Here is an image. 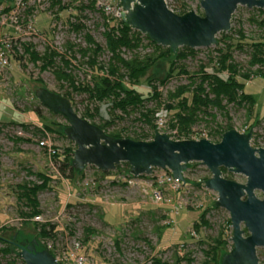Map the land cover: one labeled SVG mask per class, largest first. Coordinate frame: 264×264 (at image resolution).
Listing matches in <instances>:
<instances>
[{
	"label": "rangeland",
	"instance_id": "374dc122",
	"mask_svg": "<svg viewBox=\"0 0 264 264\" xmlns=\"http://www.w3.org/2000/svg\"><path fill=\"white\" fill-rule=\"evenodd\" d=\"M95 1L96 6L86 10H82L81 5H89L91 0H62V4L68 6L63 11L58 7L52 8L51 0H12L0 6V9L18 7L22 24V29L16 31L14 27L0 23V36L12 39L10 65L0 76V248L5 246L4 243L10 247L9 254L0 252V264H26L19 255L21 248L12 243L13 232H17V239L28 238L19 235L18 230L29 232L32 236L29 240L37 239L42 248L54 250L60 264H153L155 259L168 263L214 264L212 256L206 254L208 243L223 232L226 241L219 245L215 254L220 264L222 250H229L233 246V228L229 224L230 212L214 205L218 193L206 187L205 180L212 173L205 165L193 162L184 172L185 179L199 184L181 181L177 191L169 186H161V201L154 196L158 187L155 177L142 175L131 184L130 168L123 163L106 176H102L94 165H88L72 179L59 174L66 149L76 144L62 131L69 124L67 119L45 107L37 98L35 88L43 86L60 95L69 92L74 108L80 115L93 110L95 105L89 103L88 96L72 91L67 82L56 76L55 70L61 68L70 72L79 83L89 82L98 72L85 63L78 51L88 46L85 40L87 32L103 48L98 55L99 63H108L111 55L106 50L102 12L114 18V11L107 13L104 7L108 3L117 6L119 0ZM167 2L173 9L185 3L190 10L203 14L200 0ZM3 14H0V18ZM262 20L264 13L259 8L239 5L233 14L230 30L219 33L216 44L194 48V55L177 62L187 70V74L175 76L165 85L156 83L162 95L159 101L146 103V108L156 109L154 123L157 128H152L141 119L137 110L127 115L120 111L112 112L110 102L99 104L94 123L111 121L112 125L107 131L120 132L124 138L144 134L152 136L157 129L171 137L177 136L172 128L174 112L166 107L172 103L169 92L179 86L190 85L191 79L200 78L203 71L217 73L219 49L228 51L225 36L237 42V32L243 30L247 37L245 42L264 40ZM80 23L85 25V29L74 30L73 26ZM26 42L32 43L40 55L48 48L56 51L58 57L55 65L42 70L41 62L34 64L22 46ZM143 44L144 47L135 51L136 54L142 56L154 50L148 39H144ZM70 45L74 47L71 52L68 49ZM89 47L94 48L93 45ZM231 52L241 70L264 71L262 66L250 64L252 49L247 43L241 48L234 45ZM132 55L125 52V57ZM63 56L70 59L71 65L67 68L61 61ZM174 60L175 56L159 59L142 77L140 84L134 87L142 93L151 92L150 82L165 80ZM218 74L223 78L229 77L226 71ZM246 92L253 95L256 102L251 115L247 106L229 104L227 110L230 118L213 109L209 112L216 118L204 117L192 127L189 137L214 140L219 139L218 126L222 130L231 126L239 132H248L253 126L252 146L264 147V75H254L247 80ZM45 139L58 151L57 156L40 145ZM39 172L52 176L53 180L50 188L39 192L40 215L25 217L23 212H29L30 207L21 198L19 186L29 182L40 184ZM223 175L238 182L246 181L242 174L223 172ZM257 194L261 196L260 191ZM203 214H206L209 226L198 229L197 222ZM45 223L57 226L55 239L42 240L39 237V227ZM86 227L96 230L89 241L85 240ZM5 239L8 242H4ZM258 256L264 264V247L258 248ZM80 257L84 258L83 263H80Z\"/></svg>",
	"mask_w": 264,
	"mask_h": 264
},
{
	"label": "water",
	"instance_id": "95a60500",
	"mask_svg": "<svg viewBox=\"0 0 264 264\" xmlns=\"http://www.w3.org/2000/svg\"><path fill=\"white\" fill-rule=\"evenodd\" d=\"M119 2L129 26L174 52L181 47L194 49L216 44L217 35L230 30L233 14L239 5L264 9V0H200L203 14L195 10L178 14L166 0ZM35 93L45 107L67 119L69 124L62 131L77 146L72 163L78 171H83L88 165L112 171L127 162L130 165L128 174L135 178L149 176L154 168H160L170 170L184 183L199 184L185 179L184 172L193 162L205 165L212 173L205 180L206 187L218 193L214 205L230 212L233 228V246L222 250L220 264H262L258 248L264 247V147L252 146L253 126L248 132L234 128L227 130L219 142L207 138L177 140L159 129L148 141L115 138L82 117L72 101L63 95L43 86L35 88ZM223 168L244 175L246 181L225 177ZM18 231L19 235L28 237L19 238L17 243L21 248L19 255L26 264H60L57 257L49 249L42 248L37 239L29 240L32 237L29 232ZM16 233L12 234L13 241L17 238Z\"/></svg>",
	"mask_w": 264,
	"mask_h": 264
},
{
	"label": "trees",
	"instance_id": "16d2710c",
	"mask_svg": "<svg viewBox=\"0 0 264 264\" xmlns=\"http://www.w3.org/2000/svg\"><path fill=\"white\" fill-rule=\"evenodd\" d=\"M5 1H0V6ZM9 2V1H7ZM96 6V1L91 0L89 5L82 4L81 9L86 10L87 8H94ZM51 7H58L59 10H65L68 6L62 4V0H51ZM12 9L11 6L0 9V14L7 13ZM30 9V8H28ZM91 9V10H92ZM190 8L187 4L183 3L177 9H174L178 14H184L188 12ZM264 13V10L260 9ZM29 12V11H28ZM104 36L106 40V50L110 53V58L107 64L99 63L98 55L103 52V48L97 44L89 32L85 35V40L88 43V46L85 48H79L78 51L81 53L85 59V63L94 70L97 69V73L92 76L91 80L87 83H79L75 80L74 76L70 72H66L64 69L55 70L56 76L59 79L64 80L69 84L72 91L85 93L88 97L89 103L95 105L93 110H88L84 115H81L84 118H87L92 123L99 113V104L106 102L111 103L110 110L112 112L120 111L121 113L127 115L131 111H139L140 118L147 122L152 128H157L155 125L156 120V109H147L146 103L150 101H159L161 97V91L159 90L158 85H165L173 77H177L181 74H187V70L180 65L178 61L183 60L190 55H194L193 48L181 47L177 51H173L169 47L161 46L149 39V37L142 32L133 29L129 26L124 19L108 17L104 12ZM261 24H264L262 20ZM74 30L81 31L85 29L83 23L76 24L73 26ZM239 38L237 42L229 39L225 36L227 52H223L222 49H219L220 57L218 58V72H228L229 77L223 78L218 72L217 73H207L203 71V74L200 78H192L190 85L179 86L176 90L169 92V98L172 101L171 104H168L166 107L169 111L174 112V118L172 120V128L177 131L176 139H191L189 137L192 132V127L202 120L204 117H210L215 119L216 116L209 112L213 109L219 110L226 117H228V105L234 104L238 106H247L248 114L251 115L253 112L256 102L253 95L246 92V81L251 79L252 76H263L264 71L258 69L256 71H243L239 64L234 62L232 57V49L235 45L236 47H243V44L250 45L252 49L250 64L252 66L260 65L264 69V40L245 42L246 35L243 30L237 32ZM228 38V39H227ZM148 39L149 43L153 45L154 50L145 55L136 54L135 51H138L140 47H144L143 40ZM234 42H231V41ZM93 45L94 48L89 47ZM25 53L29 56L30 60L37 64L41 62V69L47 70L55 65L56 58L58 53L54 50L47 49L44 54L40 55L33 48L32 43H23L22 44ZM71 52L74 49L73 45L68 47ZM131 52L133 55L131 57H125V52ZM175 56V60L171 64L169 74L165 80L150 82L151 92L142 93L135 85H139L142 77H144L147 72L157 63L159 59L168 58ZM64 66L67 68L71 65L70 59L62 57L61 60ZM192 77V76H189ZM129 82V84H128ZM69 92L63 94L64 97L72 100L69 97ZM226 101V102H225ZM73 106L75 104L72 102ZM77 111V109H75ZM78 112V111H77ZM230 118V117H228ZM96 124V123H94ZM99 127L104 129L108 134L115 138H124V135L120 132H108L107 129L112 125L111 121H107L103 124H97ZM219 139H211L212 142H219L222 138V135L227 130L232 129L231 126H227L225 130L220 129L218 126ZM39 131H42L39 129ZM43 134H45L43 132ZM155 133L152 136L148 135H139L132 139L134 140H151L154 138ZM128 138V137H127ZM77 146H70L65 151V156L61 160V165L59 166V174L65 178L72 179L78 170L73 166L74 151ZM57 156V153L54 154ZM122 165H126L130 168V165L127 162H124ZM117 166V168H119ZM223 172H229L227 169L223 168ZM97 171L102 175L106 176L112 173V171H103L97 169ZM38 178L42 181L40 184L35 182L25 183L20 187L22 199L25 202V205L30 207L29 212H23L25 217H35L39 216L42 212L40 210L39 203V192L47 188H50V183L53 180L52 176L45 173H37ZM203 214L200 217V221L197 222V228L200 226H209L208 220L205 219ZM231 225V220H229ZM96 230L91 227L85 228V240L89 241V237L94 234ZM57 226L55 224L45 223L41 224L39 227L38 235L43 239H55L57 236ZM4 241V240H3ZM223 232H221L217 238H212L208 243V251L206 254L212 256V259L215 261L214 264H219L217 261L216 253L219 249V245L225 242ZM8 242V241H4ZM13 243V242H12ZM4 247L0 248V252L7 255L10 253L9 244L4 243ZM55 256L54 250L49 249ZM212 253H214L212 255ZM183 258L184 255H181ZM153 264H180L178 262L168 263L162 262L159 259H155Z\"/></svg>",
	"mask_w": 264,
	"mask_h": 264
},
{
	"label": "built area",
	"instance_id": "2783aa9c",
	"mask_svg": "<svg viewBox=\"0 0 264 264\" xmlns=\"http://www.w3.org/2000/svg\"><path fill=\"white\" fill-rule=\"evenodd\" d=\"M167 2V0H166ZM168 4V2H167ZM170 7V6H169ZM171 8V7H170ZM174 10L173 8H171ZM104 10L107 13L113 12V16L118 19H124V15L122 13H125L123 8L120 5V2L117 4V6H112L111 4H106L104 7ZM19 9L13 8L7 13H4L1 15L0 18V23L1 24H6L11 27H14L16 31H19L22 29V24L19 20ZM12 39L9 36H0V76L4 74L5 70L9 67L10 65V53L12 52ZM176 130L174 135L176 134ZM173 139H176L175 136L172 137ZM178 140V139H177ZM40 145L44 148H48L49 151L52 154L57 153L58 151L56 149H53V147L50 146L48 140H42L40 142ZM160 170V172H158ZM149 176H154L155 177V182L157 183L158 187L154 191V196L157 201H161L163 199V192H162V187L169 186L170 189L177 191L181 187V181L176 179L172 172L168 169H160V168H154L153 172ZM132 178L130 179V183L134 184L135 181L138 180V178H135L131 176ZM39 218V217H38ZM48 249H51L50 247ZM84 258L80 257V263H83Z\"/></svg>",
	"mask_w": 264,
	"mask_h": 264
},
{
	"label": "flooded vegetation",
	"instance_id": "af4514ba",
	"mask_svg": "<svg viewBox=\"0 0 264 264\" xmlns=\"http://www.w3.org/2000/svg\"><path fill=\"white\" fill-rule=\"evenodd\" d=\"M19 242V240L16 238L15 241H13L14 244L18 245L17 243Z\"/></svg>",
	"mask_w": 264,
	"mask_h": 264
}]
</instances>
